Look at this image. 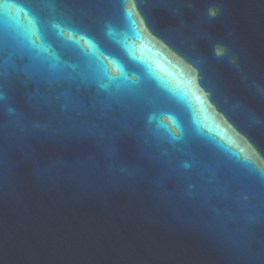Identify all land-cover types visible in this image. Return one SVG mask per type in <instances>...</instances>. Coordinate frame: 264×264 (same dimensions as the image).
Segmentation results:
<instances>
[{
	"label": "water",
	"instance_id": "1",
	"mask_svg": "<svg viewBox=\"0 0 264 264\" xmlns=\"http://www.w3.org/2000/svg\"><path fill=\"white\" fill-rule=\"evenodd\" d=\"M0 37V264H264V0H0Z\"/></svg>",
	"mask_w": 264,
	"mask_h": 264
},
{
	"label": "snow or ice",
	"instance_id": "2",
	"mask_svg": "<svg viewBox=\"0 0 264 264\" xmlns=\"http://www.w3.org/2000/svg\"><path fill=\"white\" fill-rule=\"evenodd\" d=\"M3 7H4V8H7V7H10V5H8V4H4ZM67 43H68L69 45H71V46H76V42L73 41V40H71V39H69V40L67 41ZM4 44H5V41H4L3 37H0V48H2V47L4 46ZM217 55H220V53L217 52ZM41 70H42L41 68L38 69V68L36 67L33 71H34V74H35V75H37V76H42V75H43V70H42V71H41ZM97 71H98V72L102 71V73H103L104 75H107V69H106V67H104V65H103V64H100L99 62H97Z\"/></svg>",
	"mask_w": 264,
	"mask_h": 264
}]
</instances>
